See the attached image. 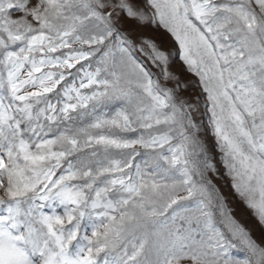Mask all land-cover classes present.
I'll list each match as a JSON object with an SVG mask.
<instances>
[{"label": "snow or ice", "instance_id": "obj_1", "mask_svg": "<svg viewBox=\"0 0 264 264\" xmlns=\"http://www.w3.org/2000/svg\"><path fill=\"white\" fill-rule=\"evenodd\" d=\"M0 264H264V0H0Z\"/></svg>", "mask_w": 264, "mask_h": 264}, {"label": "rangeland", "instance_id": "obj_2", "mask_svg": "<svg viewBox=\"0 0 264 264\" xmlns=\"http://www.w3.org/2000/svg\"><path fill=\"white\" fill-rule=\"evenodd\" d=\"M179 68H180L179 62H177V64L174 65V69H176L178 71ZM224 191L227 192L228 189L225 188ZM236 214H237V217L240 218L243 223H245L246 225L255 227L256 228V235L259 237L260 230H259L258 226L255 225V221L250 216V214H248L246 211H244L242 209L241 206H238V205H237V213Z\"/></svg>", "mask_w": 264, "mask_h": 264}]
</instances>
